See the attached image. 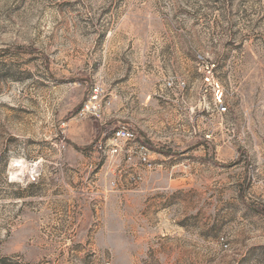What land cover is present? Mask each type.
Here are the masks:
<instances>
[{"label": "rangeland", "instance_id": "obj_1", "mask_svg": "<svg viewBox=\"0 0 264 264\" xmlns=\"http://www.w3.org/2000/svg\"><path fill=\"white\" fill-rule=\"evenodd\" d=\"M0 264H264V0H0Z\"/></svg>", "mask_w": 264, "mask_h": 264}, {"label": "built area", "instance_id": "obj_2", "mask_svg": "<svg viewBox=\"0 0 264 264\" xmlns=\"http://www.w3.org/2000/svg\"><path fill=\"white\" fill-rule=\"evenodd\" d=\"M96 98V93L93 92L90 96L89 102L85 103L79 110L80 114L91 113L95 109V105H91L90 101ZM92 108V109H91ZM225 106L220 105L221 110H225ZM96 114V113H94ZM99 149L103 154L115 156L121 152L126 154V159L135 166L152 169L155 166L149 147L142 141H137V135L133 128L127 124H121L115 127L110 134H108L103 142L99 145ZM37 173L33 170L29 174V180L34 181Z\"/></svg>", "mask_w": 264, "mask_h": 264}, {"label": "crops", "instance_id": "obj_3", "mask_svg": "<svg viewBox=\"0 0 264 264\" xmlns=\"http://www.w3.org/2000/svg\"><path fill=\"white\" fill-rule=\"evenodd\" d=\"M96 122H97V124L99 125V127H100V129L97 131V133H98V136H104V138L108 135V134H110V126H111V124L113 123V119H109V120H106V121H103V122H100V121H98V119H96ZM91 123H93V122H91ZM127 125H129L130 126V124H127ZM131 128H133L132 126H130ZM134 130H135V132H136V135H137V131H136V129L135 128H133ZM124 163H125V161H124ZM126 164V163H125ZM130 165H129V167H128V170H129V176H130V178L132 179V180H134L135 179V177H134V174L133 173H136L137 171H136V166L134 165V163H129ZM126 166H127V164H126ZM128 192V191H127ZM130 193H126V195H129Z\"/></svg>", "mask_w": 264, "mask_h": 264}, {"label": "trees", "instance_id": "obj_4", "mask_svg": "<svg viewBox=\"0 0 264 264\" xmlns=\"http://www.w3.org/2000/svg\"><path fill=\"white\" fill-rule=\"evenodd\" d=\"M91 120H92V122H93L94 125H95V129H96V131H98V130L100 129V127H99V125H98L97 122H96V118H95V117H92Z\"/></svg>", "mask_w": 264, "mask_h": 264}]
</instances>
